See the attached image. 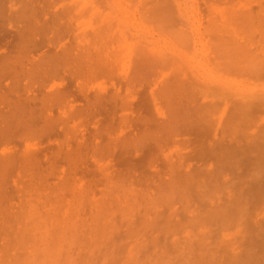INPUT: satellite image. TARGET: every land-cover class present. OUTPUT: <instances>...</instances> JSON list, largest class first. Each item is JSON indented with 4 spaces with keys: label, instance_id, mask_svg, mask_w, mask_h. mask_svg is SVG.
<instances>
[{
    "label": "rangeland",
    "instance_id": "1",
    "mask_svg": "<svg viewBox=\"0 0 264 264\" xmlns=\"http://www.w3.org/2000/svg\"><path fill=\"white\" fill-rule=\"evenodd\" d=\"M211 1L0 0V67L3 59L14 58L17 64L23 48L28 60L35 62L56 56L61 49L94 45L85 41L92 39L93 29L106 30L110 46L118 52L127 49L122 53L129 54L131 66L141 65L136 63L140 62L136 54L139 49V55L150 53L161 60L168 56L171 61L170 66L165 65L169 69L155 66L161 69L153 70L155 78L144 75L136 79L137 84L128 89L132 90L130 107L118 111L115 101L105 102L88 114H75L54 133L27 142L48 155L59 143L99 148L108 145V149L98 153L79 150L82 164L76 177L79 180L83 170L87 175L83 172L81 186L73 189L55 194L45 191L59 183L58 174L46 178L47 188L34 191L15 190L8 179L5 183L11 186H0V264H264V162L255 163L264 159V148L259 141L252 143L244 136L248 132L258 139L264 132V111L254 127H240V148L231 156L236 166L218 173L213 170L217 165L207 155L213 143L211 133L164 135L156 124L164 119L155 115V106L162 111L168 108L167 100L163 102V96L159 99L157 93L162 86L174 84L170 76L179 70L206 83H229L218 93L197 94L196 104L216 100L224 107V99L232 105L244 95L241 85L249 80L224 74L214 64L212 51L206 50L213 46L214 38L205 30L206 24L212 16L211 7L229 14L235 8L231 5L242 1L255 12L259 6L264 7V0H221L220 6L213 4L219 0ZM65 10L70 12L63 15ZM159 14L173 16V23L164 25ZM30 17L37 21L38 29L27 39L23 28ZM198 26L202 33L199 41L190 34ZM179 31H186L187 42L177 36ZM80 51L72 49V54ZM143 57L142 63L151 59ZM75 70L60 69L53 78L32 81L28 94L66 90L77 111L86 100L100 94L102 82L108 87L104 95H113L118 89L124 92L125 82L117 77L86 82L73 76ZM85 84L89 90H79ZM253 84L257 90L254 94L264 107V79ZM183 90L180 93L184 96L188 91ZM15 94L23 93L17 88ZM76 95H87V99ZM2 107L5 104H0V110ZM123 116L127 123L119 127ZM73 126L76 133L67 132ZM18 138L0 139L1 165L23 150ZM59 164L58 169L65 168V162ZM197 169L202 173L193 175ZM22 177L27 175L20 174ZM35 180L42 183L44 178ZM88 183L93 184L86 187ZM84 188L89 190L83 192Z\"/></svg>",
    "mask_w": 264,
    "mask_h": 264
},
{
    "label": "bare ground",
    "instance_id": "2",
    "mask_svg": "<svg viewBox=\"0 0 264 264\" xmlns=\"http://www.w3.org/2000/svg\"><path fill=\"white\" fill-rule=\"evenodd\" d=\"M220 1L221 0L217 3L215 0L216 3L213 4L220 6ZM221 2H223V0ZM231 6L235 8L229 14L228 12L224 13V10L221 11L215 8V6L211 7L212 16L209 19V23L206 24L207 27L205 30H207L209 34L211 33L210 36L214 37L211 39L213 41V46L211 48L209 47V49H206L201 43L200 46L203 50L212 51L210 53L216 58L214 64H216V67L221 69L224 74H233V76L235 75L236 77L242 76L245 77L246 80H249V82L245 81V83L241 85V90L244 95L239 98L238 103L229 105L224 99V107H221V104L219 105L216 100L205 104H196L199 103V100L196 101L197 94L206 95L208 93H218L221 89H225V87H223L224 84L229 85V83H227V81H222V84H220L221 82L219 81L220 83H214L215 85L212 84V82L206 83L200 79L194 78L191 74L188 76L184 70H179L173 73L174 76H170V78L175 79L171 80V83L174 81V84L170 86L169 84L164 85V83V86L161 88L162 90H158L159 92L157 93L159 99L160 97L162 99L163 96V102L167 100V106L164 105L165 109L168 107L167 110L162 111L158 105L155 106V115L164 119L160 124L159 122L156 123L163 129L164 135L191 131H204L208 134H212L213 143L210 149H208L207 155H209L211 161H214L217 165V167L213 169L216 173L223 170V168L230 170L236 166L237 161L234 163L231 156L235 154H233L235 150H239L240 148L238 141L240 127L243 126L245 129L254 127L257 124L259 114L264 111L261 99L254 94L257 90L254 89L255 86L253 84V81L264 79V7L258 5L257 11L253 12L252 8L242 1H238L236 6H233V4ZM227 11H229V9ZM29 12L31 13V11ZM69 12L70 10H65L62 14L64 15ZM158 17L159 19L162 18L161 22L164 21L163 24H167V22L170 24L173 23V16L167 17L159 14ZM29 19L23 28V35L26 34L27 39L38 29L37 21H35L33 17ZM170 24H168V26H170ZM89 26L92 27L93 25L91 26V24H89ZM92 31V39L85 40L94 42V45L91 46L61 49L60 54L53 57H45L43 60L35 62L28 60L24 55L26 49L22 47L23 49H21L20 59L17 64L14 58H9L12 63L7 59H3L5 61L0 67V79H4L2 81L0 80V104H5V108L2 107L3 109L0 110V139L10 141L20 137V139H18L21 140V144H23L24 148L2 165L0 164V186L4 185L5 188L11 186L5 183L8 179V181L13 183L12 186L15 190L27 189V191H34L40 188H47L48 183L46 178H55L53 175L57 174L61 176L59 183L45 190L50 194L63 192L66 188L73 189L75 186H81L79 181L82 177L87 175V172L83 170L86 174L84 175L82 172L81 178H79V180L77 179L76 175L82 164L81 158L79 157V150L85 148L88 149V151L91 150L93 153H98L99 151L108 149V145H103L99 148L97 145L59 143L54 152L48 155L47 151H43L39 147L28 146L27 142L34 137L54 133L59 126L68 124L75 114H77V116L83 113L88 114L92 112L96 106H101L105 102L111 103L115 101L118 106V111L122 108L126 109L130 107L129 101L132 98V90L128 91V89L130 87L133 89L139 81L136 79L144 75H146V77L151 76V78H155L156 72H153V70L157 68L155 66H161L164 69L166 64H169L168 66L171 64V61H168L170 59H167L168 56H163L166 57V59L163 58L162 60L159 57V60L157 57L153 58L150 53H148L149 55L143 53L145 54L143 57L141 56L143 54L139 55L140 50H142L139 49L136 51V54H138L137 58L140 62L138 60V62L135 61L138 64L141 63V65L132 63L134 64V68H131L133 66H131L129 54L124 55L127 49L126 52L125 49H122L124 52L123 54L122 51L118 52L115 48L110 46L109 43H111V39L106 30L93 29ZM190 34L192 39L201 40L202 33H199V26L191 30ZM177 36L187 42L188 34L186 31L177 32ZM95 43H99V45H95ZM72 49H81L80 54L73 55ZM139 56L144 59L149 57L148 59L151 58L153 61L147 59L148 62L145 60L146 64L145 62L142 63V58L140 57V59ZM155 58L158 60H155ZM154 61H156L155 63L157 64H155ZM212 61L213 59L211 62ZM16 67L18 71L15 69ZM73 67L76 68L73 76L81 77V80H85L86 82L96 78L111 80L113 77H117L125 82L124 92L121 93L120 89H118L113 95H104L102 93L107 92L108 87L106 88V84L102 82L99 86L100 94L96 95L92 100H86L85 104L77 110L78 112L74 108L73 98L65 94L66 90H54V93L47 95L28 94L32 81H40L47 76L53 78L60 69H62L63 72H73ZM77 67H79L78 71ZM159 67L157 69H159ZM216 67L214 65V69L218 71ZM132 69H134V71H132ZM144 72H146V74ZM152 75L155 76L152 77ZM8 79H11L12 82H7ZM17 88H20L22 91L23 94L21 96L15 94V89ZM79 90L87 92L89 89H87V85L85 84L79 87ZM182 90L188 92L185 91L186 93L183 96V92L180 93ZM189 91L192 94H190ZM188 93L190 101L186 100L188 98L186 94ZM11 94L13 99L10 98ZM76 96L87 99V95ZM193 96H195L194 99L192 98ZM190 97L196 102H193ZM202 98L206 99L207 97ZM191 101L193 102V106L190 104ZM123 117L124 118H121L119 121V127L127 123V118L125 116ZM67 132L76 133L74 126L70 127V129L67 128ZM244 136L252 143L259 141L264 148V132L258 136V139L255 135H251L248 132ZM260 160L264 159L261 157ZM259 161L255 163H259L260 165L264 162ZM23 162L25 164H23ZM61 162L66 163V165H64L65 168L58 169L57 167L62 165L59 164ZM102 171L103 170H101V172ZM194 171L195 173L193 175L202 173L201 169ZM101 172L98 171L99 174H101ZM20 174H25L27 177H22L20 179ZM40 176L44 178L42 183L35 180ZM191 178L192 177H190V179ZM22 179L25 181L22 182ZM92 184L93 183H88L85 186L90 187ZM87 190L89 189L84 188L83 192Z\"/></svg>",
    "mask_w": 264,
    "mask_h": 264
}]
</instances>
